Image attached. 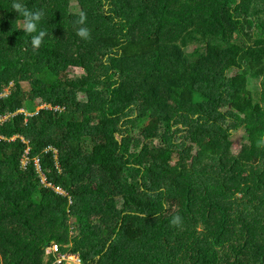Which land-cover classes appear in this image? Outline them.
I'll list each match as a JSON object with an SVG mask.
<instances>
[{"label": "trees", "instance_id": "obj_1", "mask_svg": "<svg viewBox=\"0 0 264 264\" xmlns=\"http://www.w3.org/2000/svg\"><path fill=\"white\" fill-rule=\"evenodd\" d=\"M261 137L264 0H0V264H264Z\"/></svg>", "mask_w": 264, "mask_h": 264}, {"label": "clouds", "instance_id": "obj_2", "mask_svg": "<svg viewBox=\"0 0 264 264\" xmlns=\"http://www.w3.org/2000/svg\"><path fill=\"white\" fill-rule=\"evenodd\" d=\"M12 9L23 17L21 21L22 30L29 35H32L31 44L34 49H39L43 43L44 38L48 35L47 31L44 29L37 30V25L44 17L45 12L43 9L32 11L27 9L25 5L19 2H14L12 4ZM87 22V15L84 12L79 13V19L75 22L81 27L77 28L76 35L82 40L91 39V31L89 28L84 27ZM257 148H264V137H261L256 143ZM170 224L172 226L179 227L182 225V218L179 215L172 217Z\"/></svg>", "mask_w": 264, "mask_h": 264}, {"label": "built area", "instance_id": "obj_3", "mask_svg": "<svg viewBox=\"0 0 264 264\" xmlns=\"http://www.w3.org/2000/svg\"><path fill=\"white\" fill-rule=\"evenodd\" d=\"M48 108L50 109V107H48ZM25 155H27V150L25 151ZM26 163H27V158L23 157V159L21 161L22 166L25 167ZM34 164L36 166L37 171L39 172L38 161L35 160ZM42 182H44V179H42ZM55 189L59 195H65V192L63 190H61L60 188H55ZM45 253L48 256H50V255L53 256L55 258L54 263H56V264H60L62 262L64 264H80L79 257L76 254H72L69 252L60 253L58 250V246L56 244H51L50 246L46 247Z\"/></svg>", "mask_w": 264, "mask_h": 264}, {"label": "rangeland", "instance_id": "obj_4", "mask_svg": "<svg viewBox=\"0 0 264 264\" xmlns=\"http://www.w3.org/2000/svg\"><path fill=\"white\" fill-rule=\"evenodd\" d=\"M73 8L76 9V5H73ZM81 73V70H77L76 71V75L80 74ZM23 86L26 88V78L23 79ZM244 140L241 138V136H237L235 137V139H233V145L231 147V153L233 155H237L239 150H240V147L241 145L243 144ZM77 191V187H74L73 188V192L75 193Z\"/></svg>", "mask_w": 264, "mask_h": 264}]
</instances>
